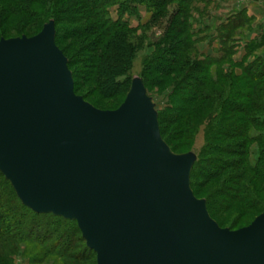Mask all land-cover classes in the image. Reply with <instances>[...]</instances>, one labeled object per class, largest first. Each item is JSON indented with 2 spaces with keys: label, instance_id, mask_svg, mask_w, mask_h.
I'll return each instance as SVG.
<instances>
[{
  "label": "trees",
  "instance_id": "1",
  "mask_svg": "<svg viewBox=\"0 0 264 264\" xmlns=\"http://www.w3.org/2000/svg\"><path fill=\"white\" fill-rule=\"evenodd\" d=\"M214 1L0 0V39L33 37L53 21L55 44L67 58L74 93L86 102L97 97L116 100L118 106L134 78L137 53L149 41L145 49L153 52L142 58L137 77L150 96L156 87L168 92L158 95L167 97L171 106L158 114L160 135L172 152L173 142L186 139V152L196 157L190 174L194 196L206 201L219 227L215 215L239 210L226 227L239 230L264 212L258 195L264 194V28L250 40L246 35L254 32L255 19L245 10H233L202 30L217 48L214 55L201 53L203 39L196 37L201 31L194 26ZM140 7L149 15L144 23ZM126 17L135 18L137 26ZM8 24L14 26V37L5 36ZM153 28L163 30L156 40L146 35ZM240 47L243 56L235 62ZM225 65L230 67L226 73ZM82 88L85 94L79 93ZM199 136L202 144L195 149ZM210 183L217 184L199 197ZM246 217L252 219L235 227ZM18 255L28 264H96L75 221L32 212L0 172V264H12Z\"/></svg>",
  "mask_w": 264,
  "mask_h": 264
},
{
  "label": "water",
  "instance_id": "2",
  "mask_svg": "<svg viewBox=\"0 0 264 264\" xmlns=\"http://www.w3.org/2000/svg\"><path fill=\"white\" fill-rule=\"evenodd\" d=\"M160 135L143 81L101 111L74 93L50 21L0 40V172L36 214L75 221L96 264H264V212L222 229Z\"/></svg>",
  "mask_w": 264,
  "mask_h": 264
},
{
  "label": "rangeland",
  "instance_id": "3",
  "mask_svg": "<svg viewBox=\"0 0 264 264\" xmlns=\"http://www.w3.org/2000/svg\"><path fill=\"white\" fill-rule=\"evenodd\" d=\"M199 7L201 9H203L204 5H199ZM173 10L174 9L171 8L168 10V12H170V14H171L173 12ZM233 10L234 11L245 10V12L248 16L253 17L255 19V22L253 24L254 25L253 26L254 32L250 35H246L250 38V40L260 35L259 27L262 26L264 28V0H215L208 7L206 15L201 20V24L198 23L199 25L194 26L195 31L197 32L200 30L202 32V30H204L206 25L211 26L217 20H220V19L225 20L226 17L229 14H231ZM139 12H140V20L142 21V23L146 22L147 19L149 18L148 12L143 7H140ZM111 16L114 19L116 18L114 10L111 11ZM130 21L132 22L131 23L132 26H134V27L137 26L138 22L135 18H132ZM13 27H11L10 24H8L7 26H5L3 28V29H6V33H5L6 37H14L16 35L12 29ZM162 33H163V30L160 28H153L151 32L149 30L146 31L147 37L151 40H156L155 38L159 37ZM196 37L201 38V35L199 34V36H196ZM10 39H14V38H10ZM244 42L245 41H242L240 43V46H242V44H244ZM148 43H149V41L144 42L145 47ZM212 43L214 44V40L211 42V44ZM145 47H143V49L137 53V56H136V59L134 62V66H133L132 71H131V74L134 77H137V75L139 74V72L141 70L142 58L144 56L148 57L153 52V48L145 49ZM211 48L212 47L210 45L209 49H206L204 51L205 52L209 51L211 54V50H212ZM237 52L238 53H236V55L233 56V59L235 62L238 61L239 59H241V57L243 56L241 47L238 49ZM70 53H72V51ZM228 69H230V67L228 65H225L224 72L226 73ZM232 72L234 74H240V71H238V70H233ZM85 92H86L85 88L84 89L82 88V90L79 91L80 94H85ZM166 93H168V92L164 91V88L156 87V88L152 89V91H151L152 95L151 96L148 95L152 99V103L154 105L155 111L157 112V115L164 112L166 108L171 107L169 102H168V98L165 97ZM159 94H164L165 96L164 95L162 97L158 96ZM88 101L91 104L89 102H87V103H89L90 105L93 104L94 106L93 105L92 106L94 108L101 110V111H114V110L118 109L120 106V105L118 106L119 102L116 100L115 101L114 100H102V99H99L97 97H91L88 99ZM185 141H186V139L184 138L182 140V143L173 142L172 146L175 148V152H172V153L175 155H184V154L192 153V152H186L188 150V147H184ZM201 144H202V138H201V136H199L197 138V140L195 141V145H194L195 149L199 148V146H201ZM216 184L217 183L208 184L205 189H202L200 191L199 197L205 196L213 187L216 186ZM258 195H259V198L264 202V194L259 193ZM239 213H240L239 210L237 211L236 209H234V210H232L228 213H225V214L215 215L214 219L220 223V228L229 229L226 227H229V225L231 224V221H233ZM251 219L252 218H247V217L244 219H241L240 223H237L235 225V227H241L243 225H246V223L249 222ZM233 231H235V230H233ZM24 249L25 248L22 246L21 251H24ZM12 259H13L12 264H28V260L25 259L21 255L13 256ZM45 264H50V262H46Z\"/></svg>",
  "mask_w": 264,
  "mask_h": 264
},
{
  "label": "crops",
  "instance_id": "4",
  "mask_svg": "<svg viewBox=\"0 0 264 264\" xmlns=\"http://www.w3.org/2000/svg\"><path fill=\"white\" fill-rule=\"evenodd\" d=\"M139 10H140V8H139ZM116 15V14H115ZM113 18V17H112ZM114 19V18H113ZM116 19V18H115ZM126 19L129 21V23H130V25L132 26V22L130 21L132 18H127L126 17ZM149 19V18H148ZM147 19V20H148ZM142 22V21H141ZM138 24V23H137ZM132 27H134V26H132ZM201 38L203 39L202 40V42L200 43V45H199V48H200V50H201V53H203V54H205V55H214L215 53V49L217 48V44H216V41L214 40V44L212 43L211 44V42L213 41V39H212V37L211 36H209V34L208 33H206V31L205 32H201ZM210 45H211V54H210V52L209 51H207V52H205L204 50H206V49H209V47H210ZM205 48V49H204ZM240 60V59H239ZM238 60V61H239Z\"/></svg>",
  "mask_w": 264,
  "mask_h": 264
}]
</instances>
